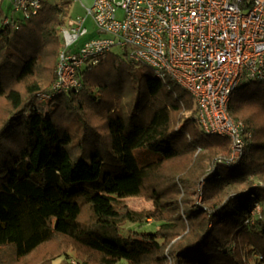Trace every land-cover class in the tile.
Masks as SVG:
<instances>
[{"label":"trees","instance_id":"1","mask_svg":"<svg viewBox=\"0 0 264 264\" xmlns=\"http://www.w3.org/2000/svg\"><path fill=\"white\" fill-rule=\"evenodd\" d=\"M70 6L46 0L7 25L0 12V264H27L53 242L60 251L35 264H264V83L230 100L252 134L233 164L228 140L200 131L190 94L153 74L133 77L127 103L121 93L108 106L110 140L89 150L85 105L101 110L106 93L93 68L78 93L38 101L56 79ZM59 107L74 131L56 122ZM7 138L20 142L17 153ZM134 195L154 209L131 210L121 198ZM126 225L137 229L124 234Z\"/></svg>","mask_w":264,"mask_h":264},{"label":"built area","instance_id":"2","mask_svg":"<svg viewBox=\"0 0 264 264\" xmlns=\"http://www.w3.org/2000/svg\"><path fill=\"white\" fill-rule=\"evenodd\" d=\"M10 1L27 20L46 0ZM83 8L85 17L59 30L56 79L40 101L78 93L81 72L99 65L118 46L129 63L189 93L200 131L228 140L230 164L241 157L252 134L231 116L229 104L244 85L264 83V0H92ZM88 18L97 35L78 45L88 34ZM258 213L255 203L252 215Z\"/></svg>","mask_w":264,"mask_h":264},{"label":"rangeland","instance_id":"3","mask_svg":"<svg viewBox=\"0 0 264 264\" xmlns=\"http://www.w3.org/2000/svg\"><path fill=\"white\" fill-rule=\"evenodd\" d=\"M59 0H48L49 3L55 4ZM84 7H89L92 4V0H71V6H70V12L69 17L70 21L74 20L76 17H85V10ZM0 12L2 16L5 18H12L13 20L17 19H24L23 14L20 11L15 10L13 7V4L10 0H2V3L0 4ZM118 18L121 17L120 12L117 14ZM0 22V26H1ZM25 24V22H24ZM85 27L88 30V34L82 38L79 39L77 42L78 45H81L84 41L93 38L95 35H97V31L93 25V22L90 18H88L85 22ZM122 59L121 64H117L116 60L117 58ZM121 61V60H120ZM128 59L126 56V50L122 49L118 46H114L111 48L109 55L106 58V61L91 70L90 76L94 79H98L100 83L103 84V86L106 88L105 96L103 95V104L100 108L95 107L94 105L86 104L85 105V112H86V120L89 122V124L94 126L95 128L89 132H87L89 136V142H91L88 145L89 150H101L105 147V142L110 140L109 137V131L107 128V124L105 122L104 114H107L108 106L113 104L115 99L119 97L122 93L125 102L127 103V98L130 96V92L134 88V84L132 83L131 79L133 77L140 78V75L144 74H153L152 71L142 65H135L130 66L127 65ZM168 81V79H167ZM251 86L248 88L250 89ZM246 89V88H245ZM244 88L238 89L236 92L233 93L231 96V99L236 102V99L238 95L242 93ZM96 93L97 90H94ZM38 101H40L38 99ZM42 102V101H41ZM100 111L97 112V111ZM56 111V119L57 123L62 126V128L68 127L71 131L75 130V123H72L73 121V115L71 114L69 109H61L60 107L55 110ZM61 112V113H60ZM77 130V128H76ZM96 137V138H95ZM100 137V139H97ZM74 139V138H73ZM97 140V143H92L94 140ZM6 143L17 153L18 149L20 148V142L17 139L14 138H7ZM128 207L133 211H144V210H153L154 206L151 202L146 201L143 197L134 195V196H125L121 198ZM213 198L210 199V203H213ZM191 204L195 203L196 205H202L203 200L200 195H197L195 192H191ZM169 215H172V212H168L165 214V217H168ZM137 228L133 225H126L125 228H123L124 234L128 232L129 230H136ZM144 231H152L153 230V224L149 223L144 229ZM61 247L58 242H53L47 246H44L40 248L36 254L29 260L27 264H35L43 260L45 257L49 255L57 254L60 251ZM70 255L74 258V254L70 253ZM71 264H76V261L74 259L71 260Z\"/></svg>","mask_w":264,"mask_h":264},{"label":"crops","instance_id":"4","mask_svg":"<svg viewBox=\"0 0 264 264\" xmlns=\"http://www.w3.org/2000/svg\"><path fill=\"white\" fill-rule=\"evenodd\" d=\"M2 3V0H0V4ZM6 18V17H5Z\"/></svg>","mask_w":264,"mask_h":264}]
</instances>
